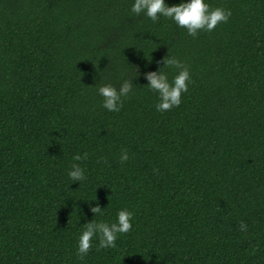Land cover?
Wrapping results in <instances>:
<instances>
[{"label": "trees", "instance_id": "1", "mask_svg": "<svg viewBox=\"0 0 264 264\" xmlns=\"http://www.w3.org/2000/svg\"><path fill=\"white\" fill-rule=\"evenodd\" d=\"M206 2L231 15L193 37L133 0H0V264H264V0ZM166 55L191 83L159 112L143 73ZM120 209L131 230L78 257L82 224Z\"/></svg>", "mask_w": 264, "mask_h": 264}, {"label": "clouds", "instance_id": "2", "mask_svg": "<svg viewBox=\"0 0 264 264\" xmlns=\"http://www.w3.org/2000/svg\"><path fill=\"white\" fill-rule=\"evenodd\" d=\"M130 12L134 15L143 14L153 23L160 17L170 19L178 28L186 30L187 34L195 37L198 32H210L218 24L224 23L231 15L230 10L221 7H211L206 0H179L177 3L169 5L166 0H133ZM157 69L146 71L143 78L146 80L145 86L158 96V102L155 109L159 112L170 110L179 106L181 103V94L187 92L188 85L191 83L189 69L184 63L175 56L166 55L161 61H157ZM162 65V66H161ZM169 67L177 69L176 74L171 81L164 69ZM136 75L129 79L121 80L119 87L111 84H102L96 88L97 94L102 97L101 107L109 112L120 111L123 105V99L127 98L134 89L133 80L139 76ZM95 87V86H93ZM75 161L87 159V153H78L72 157ZM120 161L128 159L126 151H122L119 157ZM71 181L80 182L85 180V170L80 165L73 163L67 172ZM103 209L98 204L90 206L89 210L93 214L103 215ZM133 213L127 209H120L116 213L115 221L106 223L103 221L96 222L85 221L83 228L78 236L76 252L78 257L87 255L92 240L98 239L99 248L115 247V241L119 234L128 233L132 228ZM245 225L241 222V230Z\"/></svg>", "mask_w": 264, "mask_h": 264}]
</instances>
